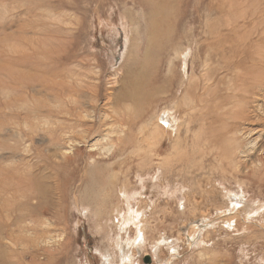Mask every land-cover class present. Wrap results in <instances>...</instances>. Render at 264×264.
<instances>
[{
	"label": "rangeland",
	"instance_id": "obj_1",
	"mask_svg": "<svg viewBox=\"0 0 264 264\" xmlns=\"http://www.w3.org/2000/svg\"><path fill=\"white\" fill-rule=\"evenodd\" d=\"M144 1L0 0V264H104L130 207L114 264H264V0ZM158 69L162 99L116 100Z\"/></svg>",
	"mask_w": 264,
	"mask_h": 264
},
{
	"label": "bare ground",
	"instance_id": "obj_2",
	"mask_svg": "<svg viewBox=\"0 0 264 264\" xmlns=\"http://www.w3.org/2000/svg\"><path fill=\"white\" fill-rule=\"evenodd\" d=\"M135 3L139 4L141 7L142 6H146L147 8H149V4H147L144 0H134ZM146 10V9H145ZM144 11V10H143ZM150 15L149 17L146 18L147 20V31L149 29L148 32H150L149 34L151 36H156L157 34L159 35H163V34H168V33H173V26L171 25H165L164 23H162L160 21V17L161 16V13L160 11L158 13H155V10H150ZM147 13V12H145ZM146 15V14H145ZM163 17V16H162ZM145 19V18H144ZM167 22V21H166ZM146 23V22H145ZM170 29V30H169ZM127 30V29H126ZM175 30V29H174ZM128 32V31H127ZM175 33V32H174ZM145 34V33H144ZM149 35V37H150ZM171 35V34H170ZM145 36V35H143ZM169 37V36H168ZM167 37V38H168ZM145 38V37H143ZM156 38V37H155ZM159 38V37H158ZM161 38V37H160ZM154 39V38H153ZM126 40L128 43L130 41V38H129V35L126 34ZM161 40V39H160ZM168 40V39H167ZM173 40V39H172ZM169 41V40H168ZM167 41V42H168ZM171 43V42H170ZM168 44V43H167ZM127 45V44H126ZM188 49V48H187ZM128 50V49H127ZM209 53V52H208ZM151 54V53H150ZM182 56H181V61H183V65L185 67V72H183L185 75H187L188 71H187V68H188V59L190 58V51H186V52H183L181 53ZM119 57H121V52H119ZM219 55V54H218ZM232 55V54H231ZM242 55H245L246 57H248V53H245V54H240V56L242 57ZM210 56V55H209ZM240 57V58H241ZM207 58V57H206ZM220 58V57H219ZM236 58V57H235ZM208 60V59H207ZM230 60V59H229ZM264 60V59H263ZM206 61V60H204ZM241 61V60H240ZM239 61V62H240ZM207 62V61H206ZM209 62V61H208ZM210 62H211V59H210ZM213 62V61H212ZM219 62V61H218ZM215 63V62H213ZM226 63V62H225ZM241 63V62H240ZM209 65V64H208ZM212 65V64H211ZM207 66V65H206ZM193 67V66H192ZM221 67L223 69H225L226 67H231V66H222ZM205 68V67H204ZM209 68V67H208ZM212 68V67H211ZM160 69V68H159ZM158 71L156 70L155 71V74H153L152 77H150V82L152 84V86H150V89L147 88V85L148 83L145 82V80L143 81L142 78L146 79V77H140V78H134V79H131V81L129 82V85L126 87V88H123V89H120L119 91V94L117 95L116 97V100H121V97H124L125 99H130V101L132 102H138L139 100H146V99H149L150 96H152L154 98L153 101H158V99H162V95L163 94H167V92H170L172 91L170 88L169 90H167V88L165 87V85L163 84V79H162V76H161V71ZM170 70V69H169ZM257 72V71H256ZM217 75V71H216V74L215 76ZM253 75V74H252ZM251 75V76H252ZM214 76V75H213ZM214 76V77H215ZM255 76V75H254ZM217 77V76H216ZM254 78V77H253ZM212 81V80H211ZM209 83V82H208ZM246 84V83H245ZM215 85V84H214ZM207 87V86H206ZM205 88V87H204ZM188 93H191V90H189L188 88ZM199 97L201 99V95H198V96H195L194 95V98L192 97L191 99V102L189 100H187L186 98H181L179 101H177V104H175V106L173 107H180V105H184L186 107H188L189 109L193 108L194 106H198V103L196 101V103L194 102V100ZM197 100V99H196ZM171 107V108H173ZM196 108V107H195ZM166 109V107H165ZM164 109V110H165ZM168 110V109H167ZM163 111V110H162ZM161 111V112H162ZM160 112V113H161ZM159 114L156 115V118L155 119H151V122H150V125H154L155 127V130H156V137L157 138H160L162 140H160L159 142V146L160 147H163V144L166 143V140L167 138L169 139L170 135L167 133L170 132L169 131V128H173V131H174V128L176 127V129H178V127H181V126H178V117L176 116V114H169L167 116V118L163 117L160 121V118H159ZM168 114V113H167ZM182 125V124H181ZM63 127V126H62ZM70 132H67L66 134H68L69 136H73L71 134H73L74 129L75 127H72L70 126ZM116 132L115 130H112L110 131V133H114ZM110 137V134L108 133L106 136ZM71 140V139H70ZM68 150V149H67ZM120 178L119 175L117 174H113V184H111V188H115V187H118L117 185V181L118 179ZM112 182V181H111ZM104 187V185H102ZM100 186V187H102ZM155 186V185H154ZM158 186V184H157ZM99 187V188H100ZM107 187V186H106ZM105 187V188H106ZM123 187V186H122ZM100 189H103V188H100ZM144 189V188H143ZM99 190V189H98ZM109 190V189H108ZM107 190V191H108ZM101 192V191H100ZM99 192V193H100ZM104 192V191H103ZM118 193H124V195L126 196V198L128 197V200L130 202V198H129V193H127V191L123 190L122 188H120L118 190ZM232 194V197L233 198V202L236 206L241 203L243 201V199H245L244 195H243V192L239 193V194H235L234 193V197H233V193ZM103 196V194H102ZM123 200V199H122ZM127 203V202H126ZM129 206V204H128ZM130 207V206H129ZM88 211V210H87ZM143 212L140 211V210H134L133 208L130 207V210H129V213L128 215H126V210H124V214H123V217H122V222L118 225V228H119V233H117L116 237L112 238V236L109 235V231H104V234H105V237L103 235V245L100 247V251L102 252V254L104 255V259H105V263L107 262H110L112 264L116 263L117 261V258H120L122 259L121 261L124 263V261H127V260H130L131 259V255L134 256L135 255V252L136 251H139V248L141 249H144L145 248V245H144V241L141 239V234L144 233L143 232V229L142 228H139V231L137 233H139V236L136 240H134L133 242H128L125 240L124 236L122 235L121 233V230H124V228H127L129 226L130 223H133V224H136L135 220L138 219V221L140 222L141 219H139V216L140 214H142ZM88 214V213H87ZM123 220H125L123 222ZM231 220V218H230ZM208 225V224H206ZM205 226V225H204ZM130 227V226H129ZM107 230V229H106ZM205 230V229H204ZM131 231V230H129ZM198 231V230H197ZM198 234L199 232H196V234L193 235V242H196L198 241ZM127 235V233H126ZM143 237V235H142ZM111 238L113 239V248L115 250H113L112 248V245L110 243V240ZM199 242V241H198ZM135 248V249H134ZM136 248H138L136 250ZM134 249V250H133ZM116 251V252H114ZM1 252V251H0ZM2 257V256H1ZM3 260V259H2ZM104 263V264H105ZM121 263V264H123Z\"/></svg>",
	"mask_w": 264,
	"mask_h": 264
}]
</instances>
